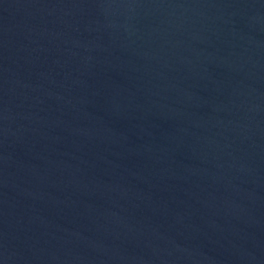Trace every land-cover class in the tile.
I'll return each mask as SVG.
<instances>
[{
	"label": "water",
	"instance_id": "water-1",
	"mask_svg": "<svg viewBox=\"0 0 264 264\" xmlns=\"http://www.w3.org/2000/svg\"><path fill=\"white\" fill-rule=\"evenodd\" d=\"M0 264H264V0H0Z\"/></svg>",
	"mask_w": 264,
	"mask_h": 264
}]
</instances>
